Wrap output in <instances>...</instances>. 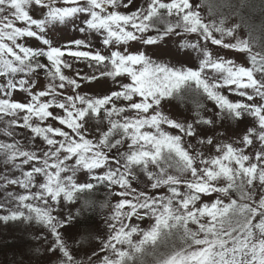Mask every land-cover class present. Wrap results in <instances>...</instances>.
<instances>
[{
    "label": "snow or ice",
    "instance_id": "snow-or-ice-1",
    "mask_svg": "<svg viewBox=\"0 0 264 264\" xmlns=\"http://www.w3.org/2000/svg\"><path fill=\"white\" fill-rule=\"evenodd\" d=\"M222 6L239 22L209 0H0V188L23 190L0 223L39 242L13 264H264V0ZM69 24L84 38L61 44ZM170 44L184 60L153 58ZM101 77L115 90L83 91ZM174 101L195 107L174 119ZM102 190L119 199L100 232Z\"/></svg>",
    "mask_w": 264,
    "mask_h": 264
},
{
    "label": "rangeland",
    "instance_id": "rangeland-1",
    "mask_svg": "<svg viewBox=\"0 0 264 264\" xmlns=\"http://www.w3.org/2000/svg\"><path fill=\"white\" fill-rule=\"evenodd\" d=\"M194 2H199V0H194ZM209 2L213 5V7L216 9L218 13L223 12L226 15L227 25L230 26L233 23L239 22L240 20L239 16L231 15L229 9L227 7L222 6L223 0H209ZM143 3L144 0H134V4L136 6H140ZM231 3L236 4L238 3V0H231ZM205 12H207V8L205 9ZM242 14L245 16L251 14L254 18V21L256 23H259V19L261 16V12L259 8H256L254 10H248V9L242 10ZM239 34L241 38H248L249 35L247 29L243 26L239 30ZM82 38L84 37L78 31H75L71 24H69L66 27H62V30L58 31L55 34V39L58 40L61 44L67 43L72 39H82ZM89 39H91V37H89ZM176 39H180V38L177 37ZM252 42L254 43V50L256 51L260 50L261 45L264 44V35H262L259 31L254 32L252 36ZM93 44L100 47L99 42L96 40H93ZM177 48H178L177 44L165 45L161 47L154 54L153 58L162 61H171L173 63H176L177 61H182L184 60V51L186 50L177 51ZM215 48L216 46H212L210 50H214ZM229 58H234L236 63H246V58L243 57H239V56L232 57L231 54H229ZM187 66H194V65L192 63H187ZM76 67L77 69L82 70V73L88 72L89 74H91V70H89L84 64H78L76 65ZM65 73L66 75L74 76V73L70 69L65 70ZM39 83L42 86L47 84V81L44 79L42 75L39 78ZM82 89L83 91L88 92L90 95L98 96V95H104L108 93L110 90H115V85H113L110 79L101 77L98 80L92 82L87 87L82 86ZM224 94L228 95L229 98L233 100L240 99L239 97L235 96L233 93L229 92L227 89L224 90ZM22 95L23 94L20 93L15 98L19 99ZM205 103L207 107L209 108L213 107L211 102H205ZM186 107L194 108L195 105L193 103H189L185 105L181 102L174 101L171 105H168L164 109V111L170 117L174 119L182 120L185 115H189V113L186 111ZM206 114L210 115V113H206ZM224 123H225V127L224 129H222V131H224L225 133L224 135L225 141L226 142L235 141L240 135L244 125L240 124V126L238 127L235 123H231L228 121H225ZM3 127L4 124L2 121H0V128ZM165 128L168 131H173L171 129H167V126H165ZM17 131L22 134L26 130L17 129ZM17 139H20L22 144L24 143L22 135H18ZM6 140H8L7 137L0 135V141H6ZM0 159H2V157H0ZM0 169H2V165H0ZM0 183H3V181H0ZM8 192L19 194L22 193L23 190L13 185L8 186L6 189L0 188V203L6 202V196ZM118 199L119 197L109 195L107 192L103 190L96 193V195L93 197L95 204L93 211L94 229H98L100 232H103L105 228V224H104L105 218L111 214L112 212L111 205H113ZM102 204H106V206L101 207ZM141 226L147 228L148 225L142 224ZM36 231H37L36 226H28L21 224L19 222H17L16 224H8V225L0 223V264H13V260L14 259L19 260L20 254L22 252L27 251L29 247L31 248L37 247L39 242L32 238L33 235L36 233ZM136 238L137 237H134V239ZM96 242L98 241H94V243Z\"/></svg>",
    "mask_w": 264,
    "mask_h": 264
}]
</instances>
